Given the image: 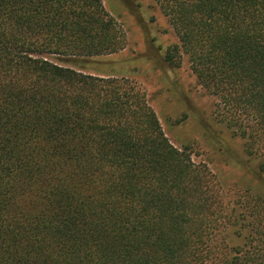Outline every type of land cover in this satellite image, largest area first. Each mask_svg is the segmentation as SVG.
Here are the masks:
<instances>
[{
  "label": "trees",
  "instance_id": "16d2710c",
  "mask_svg": "<svg viewBox=\"0 0 264 264\" xmlns=\"http://www.w3.org/2000/svg\"><path fill=\"white\" fill-rule=\"evenodd\" d=\"M155 2L166 61L187 58L264 174V0ZM124 47L103 0H0V264H264V199L222 243L208 166L142 89L88 70Z\"/></svg>",
  "mask_w": 264,
  "mask_h": 264
},
{
  "label": "rangeland",
  "instance_id": "374dc122",
  "mask_svg": "<svg viewBox=\"0 0 264 264\" xmlns=\"http://www.w3.org/2000/svg\"><path fill=\"white\" fill-rule=\"evenodd\" d=\"M103 3L122 30L125 47L88 65V70L127 78L145 92L172 144L188 147L193 160L211 171L217 201L231 218L221 242L231 248L242 245L243 207L256 196L264 199L261 158L248 155L244 139L218 119L217 98L198 82L187 58L179 65L166 61L167 48L178 38L155 0Z\"/></svg>",
  "mask_w": 264,
  "mask_h": 264
}]
</instances>
